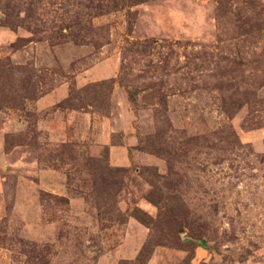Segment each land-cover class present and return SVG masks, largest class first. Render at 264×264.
I'll return each mask as SVG.
<instances>
[{
    "label": "rangeland",
    "instance_id": "374dc122",
    "mask_svg": "<svg viewBox=\"0 0 264 264\" xmlns=\"http://www.w3.org/2000/svg\"><path fill=\"white\" fill-rule=\"evenodd\" d=\"M0 264H264V0H0Z\"/></svg>",
    "mask_w": 264,
    "mask_h": 264
}]
</instances>
